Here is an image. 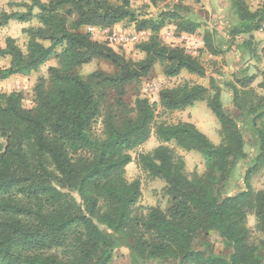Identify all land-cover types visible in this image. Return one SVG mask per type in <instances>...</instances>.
I'll use <instances>...</instances> for the list:
<instances>
[{"label":"trees","instance_id":"1","mask_svg":"<svg viewBox=\"0 0 264 264\" xmlns=\"http://www.w3.org/2000/svg\"><path fill=\"white\" fill-rule=\"evenodd\" d=\"M11 6L22 11H1L0 28L11 21L35 20L37 26L22 31L25 51L6 38L0 58L9 65L0 68V81L27 77L51 59L57 64L36 82L31 108L23 106L21 93H0V264H112L119 248L128 250L132 264H264V238L253 241L247 227L253 216L254 230L264 237V190L251 184L264 170V95L251 89L255 77L240 69L226 84L242 123L226 112L213 77L209 87L183 83L162 89L157 103L138 98L129 107L127 87L156 65L167 78L182 71L205 75L196 57L160 41L167 26L178 36L199 29L183 6L156 19H139L131 0H26ZM124 22L149 34L138 46L143 54L138 62L83 32ZM223 30L222 43L214 40V30L204 35L208 54L219 55L221 44L241 58L254 54L252 35L264 31V5L251 10L245 0H230ZM238 37L247 41L234 45ZM96 60L114 71L82 77L80 68ZM196 102H205L217 119L218 145L191 123L157 122V108L171 113ZM151 136L160 144L139 154L136 164L164 182L165 210L139 206L140 181L125 178L130 152ZM171 143L199 153L204 172L187 175ZM213 234L224 253L214 252Z\"/></svg>","mask_w":264,"mask_h":264},{"label":"rangeland","instance_id":"2","mask_svg":"<svg viewBox=\"0 0 264 264\" xmlns=\"http://www.w3.org/2000/svg\"><path fill=\"white\" fill-rule=\"evenodd\" d=\"M46 2L47 0H41ZM111 3H117V0H109ZM251 10H255L258 6L264 5V0H245ZM26 2V0H0V12L22 11L11 6L14 3ZM230 0H206L202 3L201 0H131L132 8L138 13L139 19H156L161 12L168 11L174 5L183 6L186 9L188 17L199 23L200 27L193 34L197 41L196 47L190 48L185 43H178L179 36L174 30L173 26L164 27L160 33V41L165 46H178L184 48L193 57H196L205 70L203 77L189 74L182 71L178 77L167 78L163 75L162 67L156 65L148 76L132 83L126 89L124 98L125 103L132 107L136 99H147L150 103L158 102V93L162 89L172 88L177 85L188 83L191 85H202L209 87L210 80L213 77L222 89V98L226 107V112L236 118L240 123L244 119L243 114L231 106L230 99L227 96L226 84L233 82L232 74L240 69L245 70L247 77L254 76V82L251 89L256 95H264V80L262 72L264 71V31L256 32L252 35L253 42L251 47L254 54L244 53L241 58L237 53L232 51H225L224 46L219 55H210L204 50L203 37L206 33L216 32L215 41L220 43L225 41L223 24L227 20V9ZM207 14V17H206ZM134 24L120 23L111 29L97 32L90 35L91 38L99 43L104 42L105 35H117L119 39L113 45L114 51L122 55L126 60L138 62L143 58L138 46L148 39V32H136ZM37 26L35 20L29 23H18L11 21L7 26L0 28V47H4L6 38L14 39L23 51H25L27 38L22 33L24 29ZM85 29V28H84ZM87 33L86 30H83ZM247 41V37H238L234 41V45H239ZM201 43V44H199ZM190 48V50H188ZM54 59L49 60L37 72L30 74L27 77L14 76L9 79L0 81V93H21L22 104L26 108L33 106V88L40 78L47 77V69L56 66ZM9 65L8 58H0V68H6ZM95 71L111 73L114 68L103 61H93L85 65L78 71L82 77H87ZM157 122H164L166 124L191 123L200 132H202L214 145L220 143L219 123L212 112L208 109L205 102H196L191 107L183 111H176L171 113H164L159 108L156 110ZM98 134L101 133V125L98 123L95 126ZM248 133V132H246ZM246 139L252 142V135L246 134ZM160 143L154 136L139 148L130 152L132 162L125 169V178L128 181L139 180L141 184V196L138 205L147 209L149 207L158 206L161 210L167 207V198L161 193L164 187V182L159 179H151L137 168V157L139 154L147 153L157 147ZM176 155L182 157L185 163V170L187 175L191 173L202 174L204 172V160L197 152H185L175 147L174 144H168ZM238 174H235L234 180L239 186H242V180L238 179ZM251 184L255 190H264V170L260 169L251 178ZM255 219L253 216L248 217L247 227L250 229L251 238L253 241H259L264 237L259 235L254 230ZM211 244L216 254L224 253V247L221 239L215 234L210 237ZM112 264H132L129 252L125 248H119L115 251V256Z\"/></svg>","mask_w":264,"mask_h":264},{"label":"built area","instance_id":"3","mask_svg":"<svg viewBox=\"0 0 264 264\" xmlns=\"http://www.w3.org/2000/svg\"><path fill=\"white\" fill-rule=\"evenodd\" d=\"M85 30L87 31L88 34L90 35H94L95 33L97 32H101L102 31H105L106 32V29H100V28H95V27H86ZM118 41H123L122 39H119V37L117 35H105V38H104V42L105 44L112 48L113 50H115L113 48V45L116 44ZM177 42L178 43H185L187 44L190 48L192 47H196L197 44H195L197 41L194 39V36L193 35H190V34H182V35H179V38L177 39ZM201 44V43H199ZM190 48H188V50H190ZM191 51V50H190Z\"/></svg>","mask_w":264,"mask_h":264},{"label":"crops","instance_id":"4","mask_svg":"<svg viewBox=\"0 0 264 264\" xmlns=\"http://www.w3.org/2000/svg\"><path fill=\"white\" fill-rule=\"evenodd\" d=\"M201 1H202V3H203V2H205L206 0H201ZM206 17H207V14H206Z\"/></svg>","mask_w":264,"mask_h":264}]
</instances>
